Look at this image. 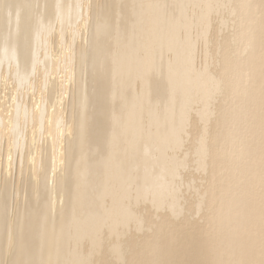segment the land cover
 Wrapping results in <instances>:
<instances>
[{"label": "bare ground", "instance_id": "bare-ground-1", "mask_svg": "<svg viewBox=\"0 0 264 264\" xmlns=\"http://www.w3.org/2000/svg\"><path fill=\"white\" fill-rule=\"evenodd\" d=\"M0 264H264V0H0Z\"/></svg>", "mask_w": 264, "mask_h": 264}]
</instances>
